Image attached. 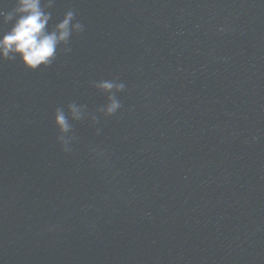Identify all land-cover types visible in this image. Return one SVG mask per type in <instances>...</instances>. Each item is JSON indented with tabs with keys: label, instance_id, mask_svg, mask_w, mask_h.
Instances as JSON below:
<instances>
[{
	"label": "water",
	"instance_id": "95a60500",
	"mask_svg": "<svg viewBox=\"0 0 264 264\" xmlns=\"http://www.w3.org/2000/svg\"><path fill=\"white\" fill-rule=\"evenodd\" d=\"M68 10L49 68L0 61V264H264V0H54L49 29Z\"/></svg>",
	"mask_w": 264,
	"mask_h": 264
},
{
	"label": "clouds",
	"instance_id": "9594fccd",
	"mask_svg": "<svg viewBox=\"0 0 264 264\" xmlns=\"http://www.w3.org/2000/svg\"><path fill=\"white\" fill-rule=\"evenodd\" d=\"M54 0H15V6L5 13L0 10V22H12L11 28L0 34V61L18 58L28 70L49 68L57 57L58 50L65 53L71 51L68 46L73 34L84 30V25L75 19V12L68 10L58 23L49 29L51 12L46 11L53 6ZM101 93L107 95V103L97 112L108 117L121 108L117 94L122 92L125 84L115 80H103L93 85ZM93 124L98 123L96 114H88ZM85 118V106L71 102L67 112L57 107L53 112V124L58 132L57 143L65 153L72 151L71 143L75 139L67 135L71 132L69 120L80 121ZM97 128V134L100 133Z\"/></svg>",
	"mask_w": 264,
	"mask_h": 264
}]
</instances>
